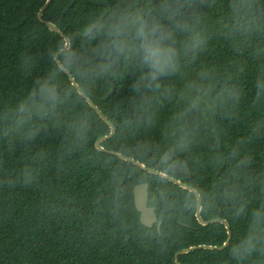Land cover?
I'll return each instance as SVG.
<instances>
[{"label":"trees","instance_id":"obj_1","mask_svg":"<svg viewBox=\"0 0 264 264\" xmlns=\"http://www.w3.org/2000/svg\"><path fill=\"white\" fill-rule=\"evenodd\" d=\"M46 1L0 0V264H176V254L190 247H222L228 240L224 225L200 226L195 208L182 223L169 229L165 213L150 194L148 205L155 207L161 230L158 232L156 225L151 229L143 226L134 198V188L140 185L136 182L138 176L144 175L153 185L157 180L167 181L169 187L193 193L109 153L124 154L168 174L130 155L127 146L135 145L141 137L160 143L171 105L160 109L156 126L141 132H122L113 106H127L133 77L117 78L108 69L116 85L115 93L109 97L110 83L102 79L96 84L99 73L78 75L77 70H69L87 97L116 127L115 136L102 144L106 151L98 150L95 144L111 129L78 93L66 71L59 79L72 103L55 115L35 107L30 94L34 81L53 66L48 49L58 52L66 47V40L38 18ZM70 2L53 0L43 18L56 24L72 47L74 41L78 44L83 40L81 32L86 31L89 18L103 15L106 7L76 0L65 13ZM228 2L215 0L210 9H205V23L211 34L208 50L185 70L187 79H193L204 67L230 72L237 79L242 100L235 118L217 119L224 151L247 137L252 122L262 114L251 105L257 63L250 50L234 51L222 30ZM25 54L34 57L29 70L20 66ZM238 67L244 71L238 72ZM172 82L177 89L183 87L175 77ZM82 113L93 120V132L86 146L75 147L70 145L71 132L66 126ZM247 147L253 156V169L264 171V138ZM200 152L201 161L194 163L187 174L172 176L197 192L209 188L217 175L208 163V149L202 146ZM25 168L36 172L37 179L32 184L21 179ZM201 207L203 221L222 219L229 223L231 243L243 234L244 222H232L223 205L214 209ZM229 247L223 252L194 251L181 256L179 263L229 264Z\"/></svg>","mask_w":264,"mask_h":264},{"label":"clouds","instance_id":"obj_2","mask_svg":"<svg viewBox=\"0 0 264 264\" xmlns=\"http://www.w3.org/2000/svg\"><path fill=\"white\" fill-rule=\"evenodd\" d=\"M215 0H115L105 3L103 15L89 18L82 41L70 49H48L53 65L34 81L30 92L38 110L55 115L72 103L62 89V71L78 75L98 74L111 69L117 78L132 76L127 106H113L117 127L122 132H141L158 124L159 111L171 105L163 140L155 143L141 137L127 146L129 154L152 163L170 176L185 175L202 159L201 147L209 152L208 163L217 171L212 185L188 194L169 187L167 181L153 182L144 175L137 183L150 188L165 213L171 229L204 205H223L232 222L243 221L245 230L228 250L229 264H264V171L253 169L247 145L264 138V0H229L222 26L237 53L250 50L257 63L251 105L262 114L252 122L249 135L226 151L221 149L217 119L235 118L242 93L236 77L214 67H204L193 79L186 69L208 50L211 34L205 23L206 11ZM34 57L22 55L20 66L31 69ZM238 72L243 68L238 67ZM108 73L105 72V75ZM183 87L173 86L172 78ZM93 120L81 114L67 124L70 145L84 147L91 139ZM105 165L108 161L104 162ZM21 179L32 184L34 169L22 170ZM199 197L196 199L195 197Z\"/></svg>","mask_w":264,"mask_h":264},{"label":"water","instance_id":"obj_3","mask_svg":"<svg viewBox=\"0 0 264 264\" xmlns=\"http://www.w3.org/2000/svg\"><path fill=\"white\" fill-rule=\"evenodd\" d=\"M53 0H47L45 2V4L42 6V8L40 9V11L38 12V18L44 22L49 30L52 32V33H55V34H58L60 35L62 38H64L66 40V47L65 49H70L71 48V41L70 39H68L65 35V33L62 31V30H59L58 26L56 24H54L53 22H49V21H45L43 16H44V13L46 11V9L48 8V6L51 4ZM92 4L94 5H98V6H104L105 3H109L107 1H104V0H89ZM76 2V0H71L70 4L68 5L65 13H67L70 8L74 5V3ZM106 7V6H104ZM107 11V7H106V10L105 12ZM104 12V13H105ZM64 50V49H63ZM105 72H107L108 74L105 75ZM110 72L112 73L111 69H110ZM66 74L68 75L72 85L77 89L78 93L84 97L88 104L94 109L96 110V112L99 114V116L103 119V121L109 125L110 129H111V132L109 135L107 136H104V137H101L100 139H98L96 141V148L100 151H106L105 148L102 146L103 142H105L106 140L108 139H111L115 136L116 134V127L115 125H113L109 119L105 116V114L100 110V108L91 100L87 97V95L83 92V90L80 88L79 84L77 83L76 79L73 77V75L70 73V71H66ZM102 79H105L107 80L110 85H111V91L110 93L108 94V96L110 97L111 95H113L116 91V85L114 83V81L111 79L110 75H109V70L108 69H104V70H101L98 74V77H97V81H96V84L99 85L100 81ZM119 158H121L122 160H125L127 162H131L133 163L134 165L140 167L141 169L151 173V174H154L156 176H159L163 179H166V180H169L170 182L180 186L181 188L185 189V190H188L190 192H192L193 194L194 193H198L194 188H192L190 185L178 180V179H175L174 177L168 175V174H165L163 172H160L158 170H155L153 168H149V167H146L145 164L133 159V158H130L124 154H121V153H118V152H109ZM134 198H135V205H136V208L137 210L139 211V214H140V221L142 223L143 226H145L146 228H153L155 225L157 226V231L160 232L161 230V222L158 221V218H157V214H156V209L155 207H152V206H149L148 205V201H149V187L147 186H144L142 184L140 185H137L135 188H134ZM196 199H198L199 197H195ZM201 206H198L196 207V210H195V218L198 222V224L202 227H206V226H209V225H212V224H217V223H220L222 225L225 226L226 230H227V233H228V240L224 243V245L222 247H211V246H197V247H190L186 250H183V251H180L176 254L175 256V261H176V264H180L179 263V258L181 256H185V255H188L189 253L191 252H194V251H218V252H223L225 251L229 246H230V243H231V240H232V233H231V230H230V225L227 221L225 220H222V219H213V220H210V221H203L200 214H201Z\"/></svg>","mask_w":264,"mask_h":264}]
</instances>
